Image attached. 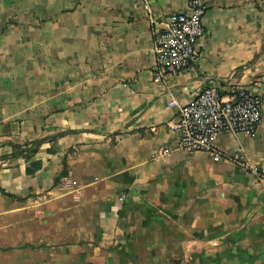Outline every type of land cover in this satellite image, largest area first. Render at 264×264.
Segmentation results:
<instances>
[{
  "label": "crops",
  "instance_id": "1",
  "mask_svg": "<svg viewBox=\"0 0 264 264\" xmlns=\"http://www.w3.org/2000/svg\"><path fill=\"white\" fill-rule=\"evenodd\" d=\"M208 5L193 65L157 80L149 16L185 0H0V264H264V179L171 127L205 87L264 95V0ZM216 145L264 166V112Z\"/></svg>",
  "mask_w": 264,
  "mask_h": 264
},
{
  "label": "built area",
  "instance_id": "2",
  "mask_svg": "<svg viewBox=\"0 0 264 264\" xmlns=\"http://www.w3.org/2000/svg\"><path fill=\"white\" fill-rule=\"evenodd\" d=\"M185 1L187 11L170 16L162 25L149 16L155 35L157 80L190 68L197 58L208 0ZM146 7L149 10V6ZM178 110V116L171 124L178 132V149L189 153L206 152L215 162L231 163L264 179V166L251 165L240 151L225 154L216 145L221 134L257 136L263 122L264 95L254 94L245 87H205L191 101L179 105ZM172 152V148H165L158 155L167 156Z\"/></svg>",
  "mask_w": 264,
  "mask_h": 264
},
{
  "label": "rangeland",
  "instance_id": "3",
  "mask_svg": "<svg viewBox=\"0 0 264 264\" xmlns=\"http://www.w3.org/2000/svg\"><path fill=\"white\" fill-rule=\"evenodd\" d=\"M12 233H13V231L11 229H8V228L3 232L6 239L12 238V236H13Z\"/></svg>",
  "mask_w": 264,
  "mask_h": 264
},
{
  "label": "trees",
  "instance_id": "4",
  "mask_svg": "<svg viewBox=\"0 0 264 264\" xmlns=\"http://www.w3.org/2000/svg\"><path fill=\"white\" fill-rule=\"evenodd\" d=\"M4 194H6L4 191H3Z\"/></svg>",
  "mask_w": 264,
  "mask_h": 264
}]
</instances>
